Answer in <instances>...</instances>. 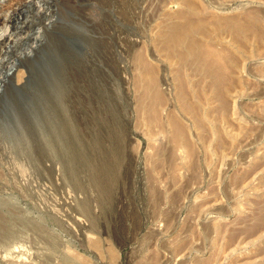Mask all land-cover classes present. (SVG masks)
<instances>
[{
	"label": "rangeland",
	"instance_id": "1",
	"mask_svg": "<svg viewBox=\"0 0 264 264\" xmlns=\"http://www.w3.org/2000/svg\"><path fill=\"white\" fill-rule=\"evenodd\" d=\"M193 1L205 17L254 13L264 34V0ZM18 2L36 16L0 26V264H264V49L208 39L240 65L222 114L196 101L209 82L198 63L157 47L177 1L0 0V12ZM138 55L164 98L156 124ZM177 73L202 129L180 110ZM172 115L191 150L171 142Z\"/></svg>",
	"mask_w": 264,
	"mask_h": 264
},
{
	"label": "bare ground",
	"instance_id": "2",
	"mask_svg": "<svg viewBox=\"0 0 264 264\" xmlns=\"http://www.w3.org/2000/svg\"><path fill=\"white\" fill-rule=\"evenodd\" d=\"M51 1H53V0H51ZM176 1L182 6V8L179 10H176L175 12H172V14L170 13L171 19H169V20H172V22L170 21L169 25H167L166 28H163V29L161 28V32H159L160 34L158 33V37H156V39L158 38L157 41L159 43L158 44L159 46L157 45V47L160 48L159 50L164 54V57H166V59L169 62L174 61V63L178 64L180 67L184 64L186 65L188 62H197L198 66H194L195 64L192 63L193 66L196 67L197 69L200 68L201 72H203V73H201V78L203 76L202 74H204L206 81L209 80V82H208V87H207L208 89L206 91L204 90V91H199L196 93V96H198V97L204 96V98L200 97V99L198 98L196 101L199 104L200 103L205 104V101H209V100L214 101V102L218 103V107H217L218 111L221 112V110H222L223 112H226V109H227L226 108V104H227L226 95L231 92L230 91L231 90L230 88L232 86L231 82H234L233 81L234 78H233V80H230L231 77H229V75L231 73H233L231 71H235L233 68V67H235V65L237 67L240 66L238 63V60H237L238 56L236 55L237 57H235L234 53H232L233 52L232 49H234L235 47L232 49H228L229 48V47H227L228 45L227 46H221L219 44V46H220V48H219V46L217 44L213 43L214 41L211 42L208 39L211 38V40H215L217 35L228 34V36L231 38L229 40L233 41V43L235 44V46L238 50L245 51L247 49L246 46L248 45L247 42L250 41L251 43L253 42V47H254L255 51L258 52V51L264 49V47H263V45H264V34L262 31L263 29H261V23H260L259 19L257 18V15H255L254 13H251V14L250 13H248V14L244 13L243 15H236V16H230V17H228V16L227 17L226 16L225 17H218V16L205 17V16H202V14H200L199 6L196 5V2H194L193 0H175V2ZM46 2H48V1H46ZM46 2H44V3H46ZM54 2H56V1L54 0ZM60 2H62V0H60ZM60 2H58V3L60 4ZM65 2L66 1H64L63 3H65ZM28 3H27V5H25V3L22 4V3L18 2L14 5V7L11 9V11H8V10L6 12L1 11L0 12V26L11 28V30L14 31V30H18L19 24L26 25V23L24 24V21L26 20L29 22V20H27V18H25V17H23V18H25V20H22L21 15H23V14L28 15V13H30L31 15L33 14V13H31L32 9H30V6L33 2L29 3V4ZM58 3L56 2V5ZM63 3H62V5L65 6V4H63ZM66 5H67V3H66ZM62 8H64V7H62ZM23 9L24 10L26 9V12L23 11ZM67 9H69V7ZM33 12H35V11H33ZM37 15H38V13H37ZM35 16H36V14H35ZM42 16L44 17V14ZM45 18H44V20H45ZM21 20L23 22H21ZM31 24H32V22H31ZM23 25H21V26H23ZM29 26H31V25H29ZM49 26H51V25H49ZM19 33L18 34L12 33L11 36L7 40L8 41L7 44L10 45V43H12V41H14L16 36L21 34V33L20 34ZM198 35L202 36V37H203V35H207L206 39L208 40V42L205 39V37H203L205 40L204 39L199 40L197 38ZM212 35L213 36L215 35L214 39H212V37H211ZM217 37H219V36H217ZM219 38H221V37H219ZM219 40H221V39H219ZM216 42H217V40H216ZM228 42H231V41H228ZM249 47H250V45H249ZM230 48H231V46H230ZM229 50H231L232 52H230ZM2 52L3 51L0 50V54ZM248 52H246V53H248ZM235 53H237V52H235ZM137 57H138V60L136 59L137 60L136 63H138L137 66L139 68V74H138L137 79H136V82H137L136 84L138 86V89L141 91L140 96L142 95L141 101H140V97L138 98L139 101L141 102V103H139L140 104L139 106H142V108L144 106L146 107V108L145 107L144 108L147 111L146 115H148L150 117L149 123H152V124L155 123L156 124L158 119H159V118L157 119L158 108L164 100V98L162 97L163 95H161L160 92L157 91V88H158L157 87V81L158 80H157V75H156V71H155L156 69H154L153 65H151L150 63L147 62L145 57H143L141 55H138ZM19 64H21V63H19ZM197 69H195L196 72L194 71L195 74L198 73ZM200 70L198 69V71H200ZM177 74H179V75H177V77H176V86H177L176 99H177V102L179 104L180 110L183 113L191 116L192 121H193V125L195 126V128L202 129L203 128V123H202L203 121L201 119V116L199 115L197 103L196 102H194V103L191 102L192 104L189 103L191 100L188 99L187 96H188V93H190V91L188 92L186 90L187 88L185 89L186 85L184 87L185 81L184 80L182 81V78H183V77H181V76H183V75H181L182 73L181 74L177 73ZM199 75H200V73H199ZM233 75H235V72ZM233 75H231V76H233ZM15 77H16V75H15ZM233 77H235V76H233ZM237 82H235V83H237ZM185 84H187V83H185ZM194 94H195V92H194ZM208 95L210 96V98H208L209 97ZM195 98H197V97H195ZM146 100H148V102H149L148 105H144L145 104L144 102ZM188 100H189V102H188ZM149 117H147V118H149ZM166 124H167V128L169 131L170 139H171V142L173 143V145L174 146L175 145L176 146L181 145L187 151L189 149L191 150V147L190 148L188 147L189 143L186 141V138H185L186 134L184 133V127H183V124L180 122V120L177 117H174L172 115V116H170V118L168 119ZM178 147H180V146H178ZM187 151H186V155L188 153ZM191 153H192V151H191ZM188 155L191 156L190 153H188Z\"/></svg>",
	"mask_w": 264,
	"mask_h": 264
}]
</instances>
